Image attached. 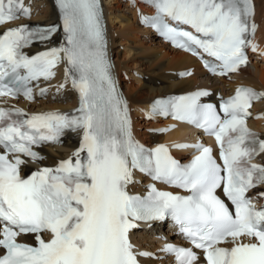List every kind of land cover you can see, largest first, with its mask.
<instances>
[{"label": "snow or ice", "instance_id": "snow-or-ice-1", "mask_svg": "<svg viewBox=\"0 0 264 264\" xmlns=\"http://www.w3.org/2000/svg\"><path fill=\"white\" fill-rule=\"evenodd\" d=\"M149 2L157 14L145 16L144 22L176 46L214 58L218 63L205 61L214 73L237 71L248 62L245 49L258 47L250 39L257 28L253 0ZM58 6L65 33L59 47L33 56L23 51L34 42L51 40L56 25L21 24L0 32V97L22 93L33 99L30 82L54 77L53 69L62 60L80 94L74 114L29 115L0 107V248L5 250L0 264H140L138 256L152 254L134 251L130 230L136 221L166 215L193 245L165 246L163 251L174 254L177 264H198L193 248L203 251L206 264H264V207L257 208L247 195L264 184V166L251 163L264 152V140L246 122L252 103L264 98V92L237 89L220 105L223 118L215 105L199 102L206 91L154 105L214 135L222 164L202 143L177 145L199 152L186 165L164 145L145 149L133 138L127 101L111 74L99 0H58ZM20 15H31L23 0H0V25ZM46 92L40 89L41 96ZM77 129L83 131L82 142L72 157L27 177L20 174L22 157L43 159L34 145L57 142L65 130ZM135 169L190 195L161 192L155 185L149 186L146 197L130 194ZM221 188L232 208L217 195ZM45 232L51 239L42 238ZM29 233L36 234L37 246L18 241ZM224 243L232 246H221Z\"/></svg>", "mask_w": 264, "mask_h": 264}, {"label": "bare ground", "instance_id": "bare-ground-1", "mask_svg": "<svg viewBox=\"0 0 264 264\" xmlns=\"http://www.w3.org/2000/svg\"><path fill=\"white\" fill-rule=\"evenodd\" d=\"M35 4V20L43 22L53 21L57 17V9L53 0H32ZM256 14L254 22L257 25L254 36L256 53H261L262 60L256 63L254 69L241 70L233 79H220L218 81L206 80L205 85L211 88L223 87V85L235 86L239 83H246L257 87L264 92V0H255ZM131 0H111V38L112 47L117 55L118 68L122 74L132 76L134 70L135 80H125L127 93L129 95L133 111L135 113V128L137 134L145 141L164 140V135L149 134L147 129L153 122L144 120L143 108L154 97L172 91L185 90L196 87L200 84V76L203 71L199 70L195 60L188 54L170 49L166 44L156 40L148 28L143 27L137 8H131ZM144 8L143 6H141ZM144 10V9H143ZM62 36L56 35L53 43L56 45L62 41ZM36 49V48H35ZM195 66V73L188 78L180 77L182 70ZM57 77L52 80L55 83L50 94H45L41 100L31 103H22V106L32 111L34 108L42 110L63 109L71 105V100H65L63 94L71 95L72 87L68 82L65 66L60 63L55 68ZM224 83V84H221ZM62 83V84H61ZM64 85V87H61ZM263 111L261 119L254 121L255 125L264 132V98L256 105ZM170 136V135H169ZM167 136V137H169ZM171 137V136H170ZM73 136L69 137L66 146L73 143ZM50 153L52 149H49ZM64 148L57 151V157H62ZM264 162V154L262 155ZM43 164L56 162L55 156H49ZM144 243V241H141ZM147 243V241H145ZM154 246V245H153ZM149 264H168V261H155L146 259Z\"/></svg>", "mask_w": 264, "mask_h": 264}]
</instances>
